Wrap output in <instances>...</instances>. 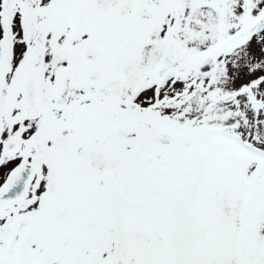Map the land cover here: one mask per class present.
<instances>
[{
	"label": "snow or ice",
	"instance_id": "6c2138e0",
	"mask_svg": "<svg viewBox=\"0 0 264 264\" xmlns=\"http://www.w3.org/2000/svg\"><path fill=\"white\" fill-rule=\"evenodd\" d=\"M0 264H264V0H0Z\"/></svg>",
	"mask_w": 264,
	"mask_h": 264
}]
</instances>
